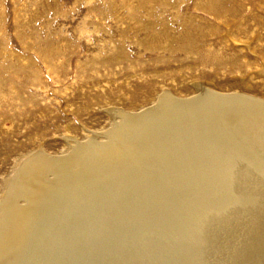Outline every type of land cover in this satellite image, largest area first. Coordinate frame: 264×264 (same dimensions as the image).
<instances>
[{
    "label": "bare ground",
    "instance_id": "bare-ground-1",
    "mask_svg": "<svg viewBox=\"0 0 264 264\" xmlns=\"http://www.w3.org/2000/svg\"><path fill=\"white\" fill-rule=\"evenodd\" d=\"M109 112L100 139L17 167L0 264H264V99L165 91Z\"/></svg>",
    "mask_w": 264,
    "mask_h": 264
},
{
    "label": "rangeland",
    "instance_id": "rangeland-1",
    "mask_svg": "<svg viewBox=\"0 0 264 264\" xmlns=\"http://www.w3.org/2000/svg\"><path fill=\"white\" fill-rule=\"evenodd\" d=\"M203 90L264 99V0H0V198L25 159L100 139L110 110Z\"/></svg>",
    "mask_w": 264,
    "mask_h": 264
}]
</instances>
